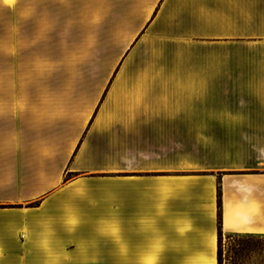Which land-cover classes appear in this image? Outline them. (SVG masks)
Returning <instances> with one entry per match:
<instances>
[{
	"label": "crops",
	"instance_id": "crops-1",
	"mask_svg": "<svg viewBox=\"0 0 264 264\" xmlns=\"http://www.w3.org/2000/svg\"><path fill=\"white\" fill-rule=\"evenodd\" d=\"M0 80L37 81L0 104L2 264H218V190L264 236V0H0Z\"/></svg>",
	"mask_w": 264,
	"mask_h": 264
},
{
	"label": "rangeland",
	"instance_id": "rangeland-1",
	"mask_svg": "<svg viewBox=\"0 0 264 264\" xmlns=\"http://www.w3.org/2000/svg\"><path fill=\"white\" fill-rule=\"evenodd\" d=\"M37 81H5L0 80V104L11 102L21 104L24 96L23 88L35 87ZM12 89L13 96L6 95V90ZM27 99V96L25 97ZM245 129H239V135L244 136ZM221 264H264V236H237L233 234L221 235ZM77 264H103V257H90ZM111 260H116L111 257ZM0 264H2L0 259ZM20 264V263H19ZM63 264V263H61Z\"/></svg>",
	"mask_w": 264,
	"mask_h": 264
},
{
	"label": "trees",
	"instance_id": "trees-1",
	"mask_svg": "<svg viewBox=\"0 0 264 264\" xmlns=\"http://www.w3.org/2000/svg\"><path fill=\"white\" fill-rule=\"evenodd\" d=\"M221 194L220 190H218V252H217V261L218 264H221V258H222V251H221V227H220V216H221ZM237 236H252V235H237Z\"/></svg>",
	"mask_w": 264,
	"mask_h": 264
},
{
	"label": "snow or ice",
	"instance_id": "snow-or-ice-1",
	"mask_svg": "<svg viewBox=\"0 0 264 264\" xmlns=\"http://www.w3.org/2000/svg\"><path fill=\"white\" fill-rule=\"evenodd\" d=\"M5 4H8L10 2H13V0H4ZM0 208H3V205H0Z\"/></svg>",
	"mask_w": 264,
	"mask_h": 264
}]
</instances>
